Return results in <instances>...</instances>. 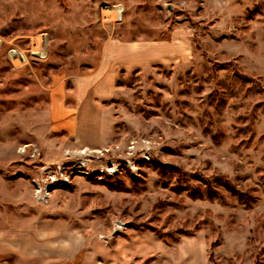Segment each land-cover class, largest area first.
<instances>
[{
  "label": "rangeland",
  "instance_id": "rangeland-1",
  "mask_svg": "<svg viewBox=\"0 0 264 264\" xmlns=\"http://www.w3.org/2000/svg\"><path fill=\"white\" fill-rule=\"evenodd\" d=\"M0 39V264L27 228L61 264H264V0H0Z\"/></svg>",
  "mask_w": 264,
  "mask_h": 264
},
{
  "label": "crops",
  "instance_id": "crops-1",
  "mask_svg": "<svg viewBox=\"0 0 264 264\" xmlns=\"http://www.w3.org/2000/svg\"><path fill=\"white\" fill-rule=\"evenodd\" d=\"M117 47H118L117 48L118 55L122 57V60L125 59L127 61H132L138 58L139 59L143 58L136 53L141 49L140 47L138 48L132 44H129L128 46L126 45L121 46V44H118ZM170 54L172 53H164L160 51L157 53L149 52L146 54L147 55L146 57L164 58L166 57L164 55L169 56ZM121 57L118 58L120 59ZM31 231L32 230L28 228L27 230L19 229L16 230V232H14V234H12L8 238L12 241V245H11L13 247L12 254H14L17 263L26 264L24 262H33V260L38 262L37 260H44L46 257H51L53 261H50L51 262L50 264H55L57 260L58 263L56 264H61V262L64 260L63 255L66 254L69 255L68 253H72L77 249V247L74 249L75 243L72 240L74 236L69 235V233H68L69 237L66 234H64L65 238L61 240V237L63 235L61 232L44 231L43 233L41 232V230H38V232H36V236L33 239H31L32 237ZM6 233L7 232L5 233L2 232L0 234V237H5L6 235L10 234V233L6 234ZM38 238L40 239L44 238L46 242L38 243L39 242ZM0 246L1 248H4V247H8L9 245L0 242ZM76 246L78 245L76 244ZM62 248H64V250ZM68 248H72V249L68 250Z\"/></svg>",
  "mask_w": 264,
  "mask_h": 264
},
{
  "label": "built area",
  "instance_id": "built-area-1",
  "mask_svg": "<svg viewBox=\"0 0 264 264\" xmlns=\"http://www.w3.org/2000/svg\"><path fill=\"white\" fill-rule=\"evenodd\" d=\"M43 41L45 44V39H43ZM15 48L16 47L9 48V57H11L12 62H14L15 60H18V61L24 60L23 54L20 51H17V49ZM41 50L42 49H40L39 51L30 50V53L33 56L43 57L44 53L46 55L45 46L43 47V50L42 51ZM77 159L81 160L79 157ZM41 180L42 181L40 183L38 182L36 183L37 185L36 192L37 194H39V196L37 195V198H36L38 201L39 199H42V196H40V194H44V195L49 194V193H45L49 187H52L55 184L61 185L63 183H67L66 181H68V177H67L66 172L63 171V168L60 169V167L58 166L52 173L45 174V176Z\"/></svg>",
  "mask_w": 264,
  "mask_h": 264
},
{
  "label": "water",
  "instance_id": "water-1",
  "mask_svg": "<svg viewBox=\"0 0 264 264\" xmlns=\"http://www.w3.org/2000/svg\"><path fill=\"white\" fill-rule=\"evenodd\" d=\"M120 17H121V15L119 14V15H118V18H120Z\"/></svg>",
  "mask_w": 264,
  "mask_h": 264
}]
</instances>
